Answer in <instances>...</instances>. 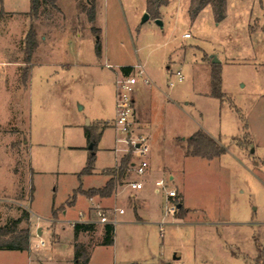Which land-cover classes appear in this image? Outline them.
I'll return each instance as SVG.
<instances>
[{"label":"rangeland","instance_id":"obj_1","mask_svg":"<svg viewBox=\"0 0 264 264\" xmlns=\"http://www.w3.org/2000/svg\"><path fill=\"white\" fill-rule=\"evenodd\" d=\"M92 1L94 22L81 9L90 8L91 0H58L60 11L45 5L35 18L28 15L30 0H4V7L0 0V75L13 68L1 61L24 59L32 23L39 41L28 65V89L22 81L26 64L7 85L0 77V225L27 210L30 221L20 228L31 233L30 250L0 249V264H74L73 223L83 214L98 220V210L115 218L105 207L84 211L89 204L84 195L69 202L77 187L98 185L102 174L80 179L86 153L67 146L86 144V127L105 130L96 148L97 172L115 164L108 147L116 141L133 151L118 140L123 134L113 125L116 76L124 65L134 66L132 73L143 65L151 78L135 87L134 133L147 135L150 165L174 170L170 184L184 193L190 208L184 207V217L179 210L174 216L164 211L163 235L160 223L130 224L113 245L99 243L106 223L95 222V231L78 238L89 245V264H261L264 0H227L220 22L211 6L192 20L191 0H169L160 12L163 26L152 18L143 21L146 0ZM16 8L22 12L14 14ZM212 69L221 72L223 102L210 94ZM178 73L184 79L169 86ZM198 129L226 152L214 159L187 155L186 140ZM132 159L138 160L136 153ZM167 170L162 177H169ZM128 173L122 180L125 196L129 181L138 179L133 169ZM132 215L128 208L121 217ZM256 239L263 246L259 261Z\"/></svg>","mask_w":264,"mask_h":264},{"label":"trees","instance_id":"obj_2","mask_svg":"<svg viewBox=\"0 0 264 264\" xmlns=\"http://www.w3.org/2000/svg\"><path fill=\"white\" fill-rule=\"evenodd\" d=\"M90 8L86 4L81 5V9L85 11L91 22L96 19V9L94 2L91 0ZM31 6L28 15L35 18L39 15L41 8L45 5H50L55 10L60 11V6L58 0H30ZM169 0H146V9L150 15V18L157 19L160 17V8L164 5H168ZM210 5L215 20L217 22L222 21L227 15V0H191L189 6V15L192 20L196 19L199 13L206 7ZM99 29V28H97ZM25 57L23 62L26 64L22 81L26 83L30 77L29 69L32 61V56L36 49L39 47V41L37 36V27L35 24H31L29 30L25 37ZM96 53L100 57L102 54V45L100 41L96 46ZM123 74H130L134 70V66L127 65L122 67ZM210 94L224 101V94L222 91V75L220 71L212 69L211 73V92ZM106 127V126H105ZM85 135L88 144H93V148L89 149V156L86 161V165L79 172V178L83 175L92 174L96 163V148L100 141L102 131L96 132V130H91L90 128H85ZM185 152L190 156H200L207 159H214L221 156L226 152V148L219 143L215 138L209 135L203 129L196 130L191 136L186 140ZM133 157V151L126 153L120 162V165L116 169H112L111 178L106 182L105 185L101 187H91L89 189H84L82 185L74 190L73 198L70 203H73L78 194H83L89 198L100 196V197H110L118 182H121L126 178L129 173V167ZM180 204L182 206L179 209V217L185 216V211L183 202L181 200ZM53 217H56V210H53ZM29 223L30 213L27 210H23L22 214L18 218L11 219L4 225H0V249L7 250H18V251H29L30 250V239L31 233L30 228H20L22 222ZM74 264H89L90 261V249L89 245L82 243L78 240L80 233L82 232H92L96 230L95 223H84L76 222L74 225ZM115 241V225L113 223H106L104 225V233L102 240L99 242L103 245H113ZM256 248L258 251L257 259L258 261L263 258V246L256 239ZM261 264H264L262 262Z\"/></svg>","mask_w":264,"mask_h":264},{"label":"crops","instance_id":"obj_3","mask_svg":"<svg viewBox=\"0 0 264 264\" xmlns=\"http://www.w3.org/2000/svg\"><path fill=\"white\" fill-rule=\"evenodd\" d=\"M14 4H15L14 5L15 7L19 6L18 1H16ZM30 6H31V3H30ZM59 6H60V4H59ZM208 6H210V5H208ZM3 7H4V0H3ZM60 8H61V6H60ZM161 8H160V12H161ZM143 10L147 11L146 7ZM12 12L14 14H19L22 11L20 9L16 8V9H13ZM161 14H162V12H161ZM101 56H102V54H101ZM4 60L5 61H1V62L5 66L13 67L11 72H10V70H6L4 74L0 75V77L1 76L4 77V78L3 77L2 78L4 80V83L7 85L8 83H10L9 77L17 76V72H19L18 68L25 63L23 62V60L18 61L17 59H4ZM6 60H8V61H6ZM69 65H68V67H69ZM124 66H127V65H124ZM142 67L145 70V67L143 65H142ZM31 70H32V67L30 69L29 79L32 78V73H31L32 71ZM19 76H20V73H19ZM118 76H119V74H117V76H116V81H117ZM29 79H28V81H29ZM28 81L26 83L23 82L26 89H28V83H29ZM136 107H138V103L136 101V95L134 94V108H136ZM144 132H146V131H144ZM147 132H148V130H147ZM104 133H105V130L102 131V135H101L99 143H101L103 141ZM86 146H87V139H86V144H84V145H68L67 149L68 150L79 149L81 151H85L86 161H87V158L89 156V149H85ZM108 149L114 153L115 164L113 166L107 165V166L103 167V169L101 171L97 172L96 171V163H95V168H94L93 173L89 174L88 176L92 177V176L100 173V174H102V176H101L102 181L98 185H92L91 187H101V186L105 185L106 182L111 178V175L107 173V170L110 168H113V169L118 168V166L120 165L122 157L127 153V150L124 151V147H119L117 141H116V143L112 144V146L108 147ZM127 149H128V146H127ZM121 152H124V153L121 154ZM97 160H98V158H97V152H96V162H97ZM150 166L151 167L145 176L141 177V176L137 175L138 179L144 180V182H145L144 187L140 190H134L128 185L130 187L129 189H127V191L129 192L128 196H125V190L122 189L123 181L118 182L113 194L110 197L95 196V197L89 198V197L84 195L89 200V204L87 205V207L85 208L84 211L92 212V211H94L93 208H103V207L110 209L109 211H115L114 215H115L116 222L114 223V225H115V241H114V243H116V241L118 240L119 231L122 233H127V231H126L127 225H130V224H150V223L158 224V223H160L158 221H161V222L163 221L162 218L164 216L163 215V213H164V197L162 194L157 193L155 191V181L159 178H162V176H163L162 170L164 171V170L168 169L166 172H168V175H169V178L171 181L175 180L176 174H175L174 170H172L170 167H167V165H165V164L160 163L158 165L157 163H155L153 161ZM84 176H86V175H83L81 179H84ZM82 187H83V185H82ZM91 187H88V188L83 187V188L89 189ZM181 193H182V196H180V197H181V200L183 202V206L186 207L187 209L190 208L189 206H187V204L185 202L186 199H185L184 193L182 191H181ZM81 195H83V194H81ZM119 200H120V203L118 202ZM75 201H76V199H75ZM75 201L73 203H75ZM111 201H114L115 203L113 204V202L111 203ZM117 203H119L120 206H117L118 205ZM128 208L133 210V215L130 216L129 218H122L121 215L126 214ZM121 209H123L124 212L121 213L120 212ZM54 220H58V219H54ZM61 220H64V219H61ZM31 221H33V220L31 219ZM177 258H180V256H178ZM128 264H138V263H128Z\"/></svg>","mask_w":264,"mask_h":264},{"label":"built area","instance_id":"obj_4","mask_svg":"<svg viewBox=\"0 0 264 264\" xmlns=\"http://www.w3.org/2000/svg\"><path fill=\"white\" fill-rule=\"evenodd\" d=\"M190 34L186 33L185 36L188 37ZM142 79L146 84L151 83V78L147 75L144 68H140L137 73L123 74L117 79V98H116V117L114 119L113 125L119 130L123 137L119 138V141L125 142L129 147L132 146L133 153H136L138 160H131L129 170H134L135 174L138 176H145L150 167V162L148 159L149 154V144L147 135L135 134L133 125L135 123V108H134V94L135 87ZM184 79L183 75L176 74V80H171L169 86H174L176 82H181ZM170 178H159L155 181V191L160 193L164 197V211L165 214L175 215L176 211L179 210V205L181 202V197L176 187L171 186ZM134 190H140L144 187L145 182L143 179H134L129 181L128 184ZM120 212H124L123 209ZM98 220L89 219L83 214L82 217L76 222L84 223H115L116 219H110V217L100 210L97 211ZM74 222L73 225L76 223ZM166 222H160V232L161 235L164 234ZM45 241L41 240L40 245H44Z\"/></svg>","mask_w":264,"mask_h":264},{"label":"water","instance_id":"obj_5","mask_svg":"<svg viewBox=\"0 0 264 264\" xmlns=\"http://www.w3.org/2000/svg\"><path fill=\"white\" fill-rule=\"evenodd\" d=\"M89 1H90V0H89ZM149 19H150V15H149V13L146 11V12H145V15H144V18H143V21L146 22V21L149 20ZM155 21H156V23H157L158 25L163 26V21H162L161 18H157V19H155ZM213 62H219V59H218L217 57H214ZM89 123H90V122H88V124H89ZM92 148H93V144H90V145H89V149H92ZM181 206H182V204L179 205V208H180ZM38 233L41 234V230H38Z\"/></svg>","mask_w":264,"mask_h":264}]
</instances>
